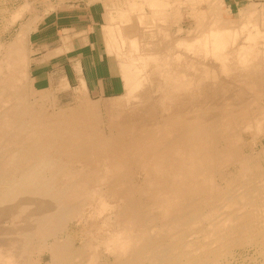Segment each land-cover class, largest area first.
Instances as JSON below:
<instances>
[{"label":"bare ground","instance_id":"bare-ground-1","mask_svg":"<svg viewBox=\"0 0 264 264\" xmlns=\"http://www.w3.org/2000/svg\"><path fill=\"white\" fill-rule=\"evenodd\" d=\"M89 1L126 88L108 114L85 86L73 107L28 100L29 28L0 50V264H218L264 244V2Z\"/></svg>","mask_w":264,"mask_h":264},{"label":"crops","instance_id":"crops-1","mask_svg":"<svg viewBox=\"0 0 264 264\" xmlns=\"http://www.w3.org/2000/svg\"><path fill=\"white\" fill-rule=\"evenodd\" d=\"M250 1L254 0H227L226 4L235 9ZM97 4L106 8L101 1ZM95 5L88 4L67 14L52 13L38 22L33 19L35 16H24L19 23L16 36L22 29L26 32L29 28L28 74L35 90L45 91L67 80L65 83L69 89L85 86L91 100L105 101L124 92L121 65L117 56L107 48L104 26L109 23V15L106 9L104 18ZM8 27L4 34L10 32Z\"/></svg>","mask_w":264,"mask_h":264},{"label":"rangeland","instance_id":"rangeland-1","mask_svg":"<svg viewBox=\"0 0 264 264\" xmlns=\"http://www.w3.org/2000/svg\"><path fill=\"white\" fill-rule=\"evenodd\" d=\"M30 1H31V4H29V6H26L24 8L22 6H25V3H26L25 0H0V6H1L0 7V24H1L0 25V42H1L0 43V50H2L3 47L6 48V47L10 46V44H12V39L14 38V35L17 32V30H18L19 23H22L24 16H29V15L34 16L35 14L41 13V14H43V16L41 18H44V17H46V16H48V15H50L52 13L53 14H57V13H59V14H67V13H72L75 9L82 8L83 6H87L88 4H94V3H96L95 7L96 8H99V10L103 14L104 18H106L105 17L106 8H102V5L101 4L98 5L97 4V1H89V0H67L66 3L63 6H58V8H56L57 6L54 5L53 6L54 9H52V7L51 8L45 7L44 5L40 4V2H38L37 0H33V1L30 0ZM21 3H23V4H21ZM184 6L185 5H183V7ZM7 8L10 9L9 12L6 11ZM18 8H24L22 10V14H21L20 19H17L16 21H12V19L10 18V22L8 23L9 17H11L12 13L14 11H16ZM46 9L49 12H47ZM238 9L239 8H235L234 9V12H235L236 15L238 13ZM3 10H4V12H2ZM46 13H47V15H46ZM4 16H5V19H4ZM6 17H7V19H6ZM105 22H106V19H105ZM3 25H4V27H3ZM8 26L10 27L11 30H10L9 33L8 32H5V34H4L3 32L4 31H7L6 29H7ZM5 48H3V50ZM27 50H28V46H27ZM113 56H115V55H113ZM115 58H116V56H115ZM28 70H29V68H28ZM28 70H27V76L29 78ZM25 80H27V79H25ZM28 80H27V83H26L27 84V87H25V88H27L29 90H27V89H24V90L26 91L25 93L29 97L28 100L31 101V103L34 102L33 99L38 98L33 103L37 108L40 107V108H42V109L45 110L47 107L49 108V106H50L49 104H51V105L53 104L54 105L53 108H52V106H53L52 105V106H50L49 109L48 108L46 109V111H48V112L50 111L51 112L54 108L55 109H58V108L59 109L60 108L63 109V108H68L71 105H72V107L75 106V105H77L76 100H75V103H74V98H75L74 96H75V91H76L75 88H74V90H72L73 88L72 89H69V88L67 89L66 87H64V86H62V85L59 84L60 86L59 85H56L55 87H53L51 89H48V90H45V91H38V90H35L34 89L32 83H30ZM55 88H56V90H55ZM52 89H53V92H52ZM64 90H65V92H64ZM125 91H126V88H125L124 92L120 95L122 98L120 96H118V99H123L124 98L123 96H124ZM27 92H30V96H29V94ZM46 93H51V94L54 95L53 96L54 99L52 98L53 99V102H52V99H50V98L47 100L48 96L46 95ZM65 93H67V94H65ZM44 95H46L45 97H47V98L44 99V97L43 98L41 97V96H44ZM39 96H40V99H39ZM42 100H43L44 103L41 102ZM113 100L115 101L116 98H112V99H109V100L99 101L98 102L101 105V107L103 106V110H102L103 112L102 113H107L108 114L109 109L107 111L105 108H106V106H109V108H110L112 106V105H110L111 102H114ZM63 103H64V105H63ZM38 104H41L42 107H41V105H38ZM43 105L45 107H43ZM56 105H58V106H56ZM113 113H114V111L111 112V114H113ZM202 222L204 224L207 223L206 225H209L210 224V223L208 224L207 221H202ZM202 222H201L200 225H202ZM90 228H93V227H90L89 226L87 228L88 231L84 232V234L80 231V228L78 229V227H76L74 229L73 234H74V237L76 238V241H77V244L78 245L83 240L81 237H84V238L85 237H87V238L90 237V234L88 235ZM76 229H77V231H76ZM92 232H94V231H92ZM75 234H77V235H75ZM198 241L200 243H204V242H202V238L201 237L198 238ZM203 241H204V239H203ZM205 242H206V240H205ZM233 248L236 249V250L235 249L232 250V254L233 255L231 254V255H229L227 257H223L222 260H221V262L218 263V264H247L248 262H249L248 264H264V244H258V243L253 242V243H248L247 245H243V246H240V245L239 246H234ZM41 250H39L36 253V255H35L36 257H39V261H38L37 264H39V263L40 264H47V262H48V254L46 253L45 250H42V251ZM247 250H248V252H247ZM244 252H245V254H244ZM253 253L255 254V256H254ZM237 255H239V256H237ZM227 262H229V263H227Z\"/></svg>","mask_w":264,"mask_h":264}]
</instances>
